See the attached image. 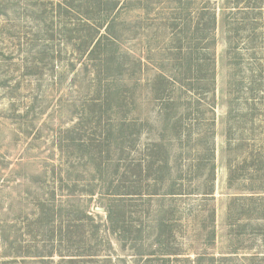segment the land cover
I'll list each match as a JSON object with an SVG mask.
<instances>
[{
	"label": "rangeland",
	"instance_id": "1",
	"mask_svg": "<svg viewBox=\"0 0 264 264\" xmlns=\"http://www.w3.org/2000/svg\"><path fill=\"white\" fill-rule=\"evenodd\" d=\"M49 3L0 0V264H264V0Z\"/></svg>",
	"mask_w": 264,
	"mask_h": 264
},
{
	"label": "trees",
	"instance_id": "2",
	"mask_svg": "<svg viewBox=\"0 0 264 264\" xmlns=\"http://www.w3.org/2000/svg\"><path fill=\"white\" fill-rule=\"evenodd\" d=\"M150 1L152 0H49L50 4V10L54 13H58L60 16L65 15L68 18H77L83 17L85 18L84 24H81V28H83V25H86L88 29H97L100 31V29L104 28L105 33L107 35H111V28H113L114 20L116 19L117 15L120 13V9L123 7L138 4L140 5L142 10H148L150 7ZM162 1V0H161ZM178 0H168L169 3H177ZM39 2L35 1L32 5H37ZM29 8H31V5H28ZM27 7V8H28ZM65 18V17H63ZM93 20L92 22L90 20ZM80 22V21H79ZM65 25H73L76 24L74 21H67L64 22ZM80 25V23H79ZM101 29V30H102ZM101 32V31H100ZM103 34V35H106ZM106 38H109L108 36ZM99 40V39H98ZM102 46L103 45V39L98 41L96 46ZM158 146V145H156ZM150 147V146H149ZM153 147H151V151L148 154V160L150 163L155 164V158L154 155L157 152H153ZM164 150L166 155L164 156L163 160V166L171 171L170 169V154L171 150L169 146L165 147ZM156 150V149H155ZM157 151V150H156ZM159 152V151H158ZM151 164L153 168V165ZM171 191L170 194L176 195V194H185L188 192V187H185L184 184H180L179 186L173 183L171 185ZM177 186V187H176ZM210 187L206 193H210Z\"/></svg>",
	"mask_w": 264,
	"mask_h": 264
}]
</instances>
